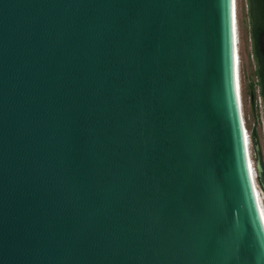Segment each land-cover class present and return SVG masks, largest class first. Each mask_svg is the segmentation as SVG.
Wrapping results in <instances>:
<instances>
[{
	"label": "water",
	"instance_id": "water-1",
	"mask_svg": "<svg viewBox=\"0 0 264 264\" xmlns=\"http://www.w3.org/2000/svg\"><path fill=\"white\" fill-rule=\"evenodd\" d=\"M245 131L228 0H0V264H264Z\"/></svg>",
	"mask_w": 264,
	"mask_h": 264
},
{
	"label": "rangeland",
	"instance_id": "rangeland-1",
	"mask_svg": "<svg viewBox=\"0 0 264 264\" xmlns=\"http://www.w3.org/2000/svg\"><path fill=\"white\" fill-rule=\"evenodd\" d=\"M237 32H238V55H239V83L241 109L245 125V130L249 140V151L254 162L253 143L249 134L251 128L255 127L258 144L261 153L264 155V115L255 111L254 105L249 98V84L255 81L253 71L254 63L250 54V43L248 39V18L246 12V0H236ZM261 204L264 210V195L260 191Z\"/></svg>",
	"mask_w": 264,
	"mask_h": 264
},
{
	"label": "trees",
	"instance_id": "trees-1",
	"mask_svg": "<svg viewBox=\"0 0 264 264\" xmlns=\"http://www.w3.org/2000/svg\"><path fill=\"white\" fill-rule=\"evenodd\" d=\"M246 12L249 26L248 33L252 40L250 54L253 57V75L255 79V81H252L249 84V98L251 104L253 105L255 97L254 91L255 88H257L262 101L264 115V62L257 46L258 36L264 30V6L262 0H246ZM249 137L252 143L258 142L255 127L251 128Z\"/></svg>",
	"mask_w": 264,
	"mask_h": 264
},
{
	"label": "snow or ice",
	"instance_id": "snow-or-ice-1",
	"mask_svg": "<svg viewBox=\"0 0 264 264\" xmlns=\"http://www.w3.org/2000/svg\"><path fill=\"white\" fill-rule=\"evenodd\" d=\"M233 3H234V0H228V7H229V5H231ZM233 23H234V20H233ZM204 101H205V97H204V94H202L201 98H200V102L204 103ZM251 174H252V169H251V166L249 165V177H251ZM209 176H210V179L212 180L213 183L221 182L219 174L217 172V169H216L215 165L213 164L212 160L209 161ZM226 206L227 205L225 203V208H226ZM261 219H264V211L261 212ZM251 246L252 245L249 244V242L246 238H244L243 236L240 237L239 247H240L242 252H247L248 248H250ZM235 259H236V264H240V259H241L240 254H238Z\"/></svg>",
	"mask_w": 264,
	"mask_h": 264
},
{
	"label": "bare ground",
	"instance_id": "bare-ground-1",
	"mask_svg": "<svg viewBox=\"0 0 264 264\" xmlns=\"http://www.w3.org/2000/svg\"><path fill=\"white\" fill-rule=\"evenodd\" d=\"M236 0H234L233 3V20H234V35H235V72H236V82H237V91H238V95H239V101H240V105H241V100H240V83H239V55H238V32H237V13H236ZM245 135L247 136V133L245 131ZM247 138V146H248V153H249V157H250V151H249V140H248V136ZM250 164L251 163V158H250ZM252 168V165H251ZM252 174H253V170H252ZM256 192H257V196H258V200H259V204H260V208L261 211H264L262 208V204H261V196L260 193L256 187ZM264 221V219H263Z\"/></svg>",
	"mask_w": 264,
	"mask_h": 264
},
{
	"label": "built area",
	"instance_id": "built-area-1",
	"mask_svg": "<svg viewBox=\"0 0 264 264\" xmlns=\"http://www.w3.org/2000/svg\"><path fill=\"white\" fill-rule=\"evenodd\" d=\"M254 94H255V97H254L253 105L255 107V111L257 112L258 110V112L262 115L263 114L262 101L259 96L257 88H255Z\"/></svg>",
	"mask_w": 264,
	"mask_h": 264
},
{
	"label": "flooded vegetation",
	"instance_id": "flooded-vegetation-1",
	"mask_svg": "<svg viewBox=\"0 0 264 264\" xmlns=\"http://www.w3.org/2000/svg\"><path fill=\"white\" fill-rule=\"evenodd\" d=\"M249 27V26H248ZM249 28H247V31H248ZM248 39H249V43H250V50H251V44H252V40L249 36V33H248ZM252 57V56H251ZM252 61H253V57H252Z\"/></svg>",
	"mask_w": 264,
	"mask_h": 264
}]
</instances>
